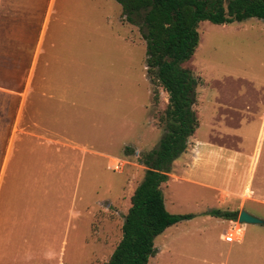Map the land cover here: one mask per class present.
<instances>
[{"label":"rangeland","instance_id":"374dc122","mask_svg":"<svg viewBox=\"0 0 264 264\" xmlns=\"http://www.w3.org/2000/svg\"><path fill=\"white\" fill-rule=\"evenodd\" d=\"M198 33V49L182 65L205 101L197 112L196 98L193 105L197 139H218L243 165L260 142L254 190L264 200V22H200ZM154 94L167 107L147 73L142 33L114 0H0V264H107L146 170L140 157L164 132ZM211 113L217 123L227 118L223 134L213 135ZM35 135L76 150L62 149L73 159H56L45 193H19L17 173L37 161L28 150ZM111 159L122 160L121 172L109 169ZM162 185L167 211L194 218L170 228L166 240L158 236L159 254L148 264H264L263 225H242L244 242L228 252L219 236L232 224L204 216L219 210L215 194ZM247 209L264 218V204Z\"/></svg>","mask_w":264,"mask_h":264},{"label":"trees","instance_id":"16d2710c","mask_svg":"<svg viewBox=\"0 0 264 264\" xmlns=\"http://www.w3.org/2000/svg\"><path fill=\"white\" fill-rule=\"evenodd\" d=\"M114 1L125 20L142 33L151 83L168 94L167 107L159 119L164 132L158 147L140 157L146 170L130 198L121 240L107 262L148 264L158 252L155 239L169 227L194 218L193 214L169 213L161 185L168 181L172 163L186 151L188 139L199 125L193 110L197 80L182 67L199 45V23L231 25L251 18L264 22V0ZM158 99L154 94L156 103ZM125 152L134 153L129 147ZM204 216L236 222L239 212L213 210Z\"/></svg>","mask_w":264,"mask_h":264},{"label":"crops","instance_id":"0c3cea01","mask_svg":"<svg viewBox=\"0 0 264 264\" xmlns=\"http://www.w3.org/2000/svg\"><path fill=\"white\" fill-rule=\"evenodd\" d=\"M202 99L203 97L201 95H196V103L194 105V110H196V112L201 104L205 102ZM160 101L161 99L159 97L158 103L156 104H160ZM167 102L168 99L166 100V103ZM164 105L165 104H163V102L162 104H160L161 113H163L166 109ZM143 109L145 112V127L148 126L150 129H152L153 126L151 125V121L149 120L147 110L148 106L144 107ZM213 111L215 112V110ZM213 114L211 113V117L212 120L215 121L217 115L215 116ZM216 114H218V112H216ZM218 119L220 120L218 123L216 121H212L209 123V127H217L215 129L209 128L212 129L213 135L223 134V124H227L225 121V119H227L226 117H219ZM199 127L200 125H198V128L196 129L194 134L188 139L186 151L172 163L171 171L168 174L169 179L162 186L167 185V183L181 182L190 186L191 188L199 189L200 193H214L216 196L217 208L221 211L240 213L242 210H245L248 213L264 220V218L247 209L248 203L264 204V200L255 199L257 193L254 190L256 167L260 158V142L257 144L250 159L244 156L247 161L246 165H243L238 161V159L242 156H240V154L236 152L234 154V157L230 156L228 149L229 146L226 144H222L218 139L213 137H209V139L206 138L205 140L197 139V131ZM262 127L263 125L261 126V128ZM41 138H43L44 140H42ZM22 148H20L21 151ZM64 148L76 150L73 146L63 143L60 140L53 139L52 137H41L37 135L32 137L28 146V150L30 158L37 159V161L32 163L29 162V167L26 173L27 175L23 173H17L19 175V193H45L44 187L47 185V181L45 179L46 173L52 174L51 170H53V168L57 169V164L61 165V163L64 162L65 165H69L70 161L73 159L72 157H67L66 155L64 156L62 154V149ZM53 154L58 155L59 157H51ZM56 159L58 162L56 161ZM23 166L26 167L25 165ZM238 167H241V169L238 170ZM34 169H36V173L32 172ZM5 176V161H2L0 169V179H3L4 181ZM21 182L23 183L22 185L20 184ZM248 190L250 191V193L247 192ZM208 217L209 216H206V218ZM227 222L228 224L232 225L235 223L233 221ZM174 226L166 229L160 236H162V238L166 240L169 236L167 234V231ZM223 236L224 233L222 232L219 236V241L230 246L228 252L232 251L233 244L224 242ZM243 242L244 237L240 243L236 244L240 245ZM159 251L160 250H158V254Z\"/></svg>","mask_w":264,"mask_h":264},{"label":"built area","instance_id":"2783aa9c","mask_svg":"<svg viewBox=\"0 0 264 264\" xmlns=\"http://www.w3.org/2000/svg\"><path fill=\"white\" fill-rule=\"evenodd\" d=\"M124 163L119 159H111L109 162V169L116 173L122 171ZM244 232L241 229V225L238 222H235L230 228V231L224 234L223 240L228 244L240 243L243 240Z\"/></svg>","mask_w":264,"mask_h":264},{"label":"water","instance_id":"95a60500","mask_svg":"<svg viewBox=\"0 0 264 264\" xmlns=\"http://www.w3.org/2000/svg\"><path fill=\"white\" fill-rule=\"evenodd\" d=\"M237 222L240 225H252V226L264 225V220L263 219H261L259 217H256V216L248 213L245 210H242L239 213Z\"/></svg>","mask_w":264,"mask_h":264}]
</instances>
